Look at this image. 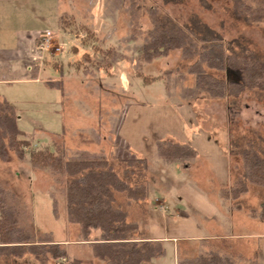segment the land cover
<instances>
[{"label": "rangeland", "instance_id": "1", "mask_svg": "<svg viewBox=\"0 0 264 264\" xmlns=\"http://www.w3.org/2000/svg\"><path fill=\"white\" fill-rule=\"evenodd\" d=\"M137 1V39L130 38L129 0H31L25 6L29 18L21 27L59 32L54 41L60 50L43 51L42 77L63 78L64 88L44 83L4 88L14 99L19 128L31 139L23 159L10 152L9 161L0 160L6 206L16 210L18 225L35 241L70 239V258L106 264L93 257L86 243L79 244L78 226L66 219L63 177L33 167L30 151L49 149L70 160L106 159L120 174L124 161L144 158L147 199L129 203L117 193L116 202L128 211V220L138 223L133 237H168L161 241L164 254L154 259L158 264L197 255V237L217 233L236 235L220 248L264 264V186L249 185L237 199L220 195L242 175V149L252 143L264 152V88L226 96L222 84L231 74H190L186 68L192 60L183 59L178 49L151 61L141 55L142 37L153 26V7L159 17L179 23L195 14L225 41L245 40L262 61L264 22L236 20L228 0H204L205 5L201 0ZM58 23L67 30L62 32ZM206 82L219 86L211 89ZM162 152L180 155L168 160ZM214 214L225 219L217 221ZM0 264L38 263L25 254L0 257Z\"/></svg>", "mask_w": 264, "mask_h": 264}, {"label": "trees", "instance_id": "2", "mask_svg": "<svg viewBox=\"0 0 264 264\" xmlns=\"http://www.w3.org/2000/svg\"><path fill=\"white\" fill-rule=\"evenodd\" d=\"M165 3L182 4L186 0H163ZM233 18L247 25L264 22V0H228ZM205 5V1L201 0ZM131 39L140 36V9L137 0H129ZM152 28L142 37L141 55L145 61L166 56L178 49L183 59L192 60L186 68L190 74L205 76L209 70L233 75L223 81L224 94L237 97L248 89L264 88V61L242 38L225 41L223 36L197 15L179 23L169 16L159 17L156 8L149 10ZM55 81L54 86H61ZM207 83V82H206ZM211 89L219 85L207 83ZM202 89V88H201ZM17 112L13 103L0 98V160L9 161L10 152L17 159L25 156L31 139L17 124ZM191 148L190 146L186 148ZM195 151V150H194ZM161 153V152H160ZM169 156L180 155L164 152ZM162 152V155H164ZM243 172L223 197L237 199L249 185L264 186V152L252 143L241 150ZM33 167L47 169L63 177L66 219L79 228V240L88 243L94 258L106 264H148L164 254L158 240L135 238L138 223L128 220V211L116 202V194H122L130 202L147 199L145 182L147 161L135 157L124 161L120 174L106 159H64L49 149L31 150ZM0 190V257L20 258L31 255L38 264L58 261L61 264H82L70 258L64 244L50 237L35 241L32 233L18 225L16 210L6 206ZM255 210L251 212L254 216ZM205 240V239H204ZM176 264H257L255 259L216 246L199 250L191 257H178Z\"/></svg>", "mask_w": 264, "mask_h": 264}, {"label": "crops", "instance_id": "3", "mask_svg": "<svg viewBox=\"0 0 264 264\" xmlns=\"http://www.w3.org/2000/svg\"><path fill=\"white\" fill-rule=\"evenodd\" d=\"M31 0H0V98H4L9 102L13 103L14 99L7 95V91L4 93V88L11 87L14 84H38L44 83L46 86H54L52 83L55 81L61 82V87L64 88V79L56 80L52 77L44 76V64H46L45 55L43 51L38 49L39 38L38 35L44 31H49L52 36V44L59 47L54 39L59 35L55 30L45 27L38 28L34 26H23L24 20H28L27 12L24 10L25 6L30 3ZM55 9L58 8V1L53 4ZM59 12L57 13V15ZM59 14L58 18H60ZM59 22V19H58ZM58 28L64 32L65 28L61 27L58 23ZM52 45V46H53ZM51 53L58 52L49 49ZM60 50V48H59ZM45 51V50H44ZM230 188V187H229ZM222 191V190H221ZM220 191V195H221ZM214 219L217 221L224 220L222 215L217 214ZM227 219V218H226ZM259 234L258 236H262ZM236 237L234 234L230 233H217L215 235H208L204 237H197L198 239V252L200 249L210 246L221 247L225 243H231V241ZM151 240L162 241L168 237H154L147 235L142 237ZM174 240L175 237H172ZM205 239V240H204ZM59 243L65 245L68 249V245H71L70 239L59 240ZM86 243L85 241H80L79 244ZM75 244V243H74ZM77 244V243H76ZM89 247V245H88ZM228 248V247H227ZM91 253V248L89 247ZM179 255L176 257L175 264L177 263ZM189 257V256H180ZM78 261H81L75 258ZM153 258L148 264H158Z\"/></svg>", "mask_w": 264, "mask_h": 264}, {"label": "built area", "instance_id": "4", "mask_svg": "<svg viewBox=\"0 0 264 264\" xmlns=\"http://www.w3.org/2000/svg\"><path fill=\"white\" fill-rule=\"evenodd\" d=\"M40 39L38 42V49L44 51L46 49L54 48L55 51H59L58 46H52V36L49 31H44L38 35Z\"/></svg>", "mask_w": 264, "mask_h": 264}]
</instances>
